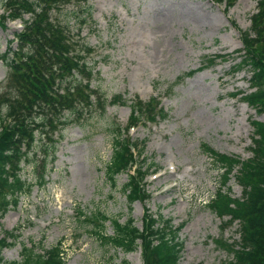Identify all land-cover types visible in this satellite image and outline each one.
Wrapping results in <instances>:
<instances>
[{"label":"rangeland","instance_id":"obj_1","mask_svg":"<svg viewBox=\"0 0 264 264\" xmlns=\"http://www.w3.org/2000/svg\"><path fill=\"white\" fill-rule=\"evenodd\" d=\"M70 1L61 13L81 11L86 20L70 19L71 35L93 51L86 59L89 87L108 100L121 96L129 104L154 97L167 113L128 134L131 141L145 143L140 159L152 165L144 180L149 199L128 207L122 192L126 175H118L114 185L105 177L113 128L127 125L130 108L106 105L104 113H86L58 133L56 159L47 167L43 186L36 184L32 166L23 168L22 178L33 187L0 218V238L4 232L18 236L14 246L2 251L4 263L20 261L22 246L34 245L42 254L59 244L66 264H142L139 247L126 254L105 244L94 225L78 220L80 210L109 219L101 230L104 236L113 235L110 219H133L141 230L148 211L173 228L181 226L179 264H224L230 256L215 242L237 241V226H225L208 207L223 179L202 145L248 160L250 124L264 123V113L243 100L251 73L234 70L242 49L239 31L249 28L256 0H236L228 9L212 0ZM85 7H90L89 16L82 14ZM2 15L7 13L0 3ZM20 31V20L4 21L0 55L9 47L16 50L12 42ZM206 59L214 62L205 65ZM190 72L194 74L188 77ZM7 73L0 61V83ZM227 186L233 198L241 197L234 178Z\"/></svg>","mask_w":264,"mask_h":264},{"label":"trees","instance_id":"obj_2","mask_svg":"<svg viewBox=\"0 0 264 264\" xmlns=\"http://www.w3.org/2000/svg\"><path fill=\"white\" fill-rule=\"evenodd\" d=\"M212 1L224 3L225 9L236 2ZM0 3L7 13L0 17L1 27L7 19L20 20L22 24V31L14 34L12 42L16 43V50L9 47L0 55V61L8 69L6 79L0 83V218L31 192L32 183L21 176L23 168L32 166L36 184L43 186L47 167L56 159L58 133L86 113H104L106 105L130 108L127 125L123 129L113 128L106 180L114 185L116 177L125 174L127 181L122 192L128 207L136 201H147L144 180L152 165L140 159L145 143L131 141L128 134L139 124L166 118L167 113L158 100L135 99L129 104L121 96L108 100L98 89L89 87L91 70L86 59L93 51L78 37L74 39L69 30L70 19L86 21L81 11L61 13L63 4L71 3L70 0H0ZM89 10L90 7H85L82 14L89 16ZM24 15H29V19L24 20ZM249 21V28L239 31L242 49L238 51L239 62L234 70L251 73L250 91L243 95V100L257 113H264V0H256V10ZM213 62L206 59L205 65ZM250 125L248 160L221 155L202 145L203 153L212 158L223 179L208 207L225 226H237V241L215 242L230 256L224 264H264V123L252 121ZM230 178L240 187L241 197H232L227 186ZM77 215L78 220L81 218L98 229L94 233L105 244L126 254L139 247L142 264H179L183 251L178 238L181 226L173 228L169 220L153 217L147 211L140 230L133 219L128 218L124 223L110 219L113 235L104 236L101 230L109 220L105 215L87 216L80 210ZM17 239L13 232H4L0 238V264H66L59 244L42 254L35 252L34 245L22 246L20 261L4 263L2 251L14 246Z\"/></svg>","mask_w":264,"mask_h":264}]
</instances>
